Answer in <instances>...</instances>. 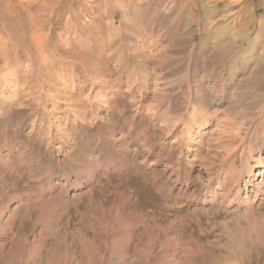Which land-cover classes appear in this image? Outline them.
<instances>
[{
    "label": "rangeland",
    "instance_id": "374dc122",
    "mask_svg": "<svg viewBox=\"0 0 264 264\" xmlns=\"http://www.w3.org/2000/svg\"><path fill=\"white\" fill-rule=\"evenodd\" d=\"M10 263L264 264V0H0Z\"/></svg>",
    "mask_w": 264,
    "mask_h": 264
},
{
    "label": "bare ground",
    "instance_id": "6f19581e",
    "mask_svg": "<svg viewBox=\"0 0 264 264\" xmlns=\"http://www.w3.org/2000/svg\"><path fill=\"white\" fill-rule=\"evenodd\" d=\"M236 39V38H235ZM239 45V44H238ZM244 191H245V189H244ZM249 198V197H248ZM4 243V242H3ZM3 243H1V244H3ZM4 246V244L1 246V248ZM4 248V247H3ZM4 250V249H3ZM12 256V255H11ZM13 257V256H12ZM12 257H11V259H12ZM10 260V259H9ZM11 264V263H10Z\"/></svg>",
    "mask_w": 264,
    "mask_h": 264
}]
</instances>
